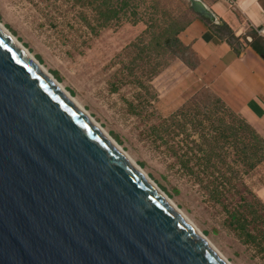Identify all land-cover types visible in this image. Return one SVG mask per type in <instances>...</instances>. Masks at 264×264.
<instances>
[{
    "label": "water",
    "instance_id": "water-1",
    "mask_svg": "<svg viewBox=\"0 0 264 264\" xmlns=\"http://www.w3.org/2000/svg\"><path fill=\"white\" fill-rule=\"evenodd\" d=\"M0 264H226L1 27Z\"/></svg>",
    "mask_w": 264,
    "mask_h": 264
},
{
    "label": "rangeland",
    "instance_id": "rangeland-1",
    "mask_svg": "<svg viewBox=\"0 0 264 264\" xmlns=\"http://www.w3.org/2000/svg\"><path fill=\"white\" fill-rule=\"evenodd\" d=\"M155 1L137 2L134 18L127 12L109 27L93 26L92 30L86 20L94 25L93 12L73 0H0V24L86 110L229 264H264V239L260 246H255L237 235L228 225L225 210L209 201L199 185L178 169L176 158L169 156L165 146L148 134L153 125L175 112L200 89L178 108L171 109L162 101L174 83L169 74L162 76V70L150 78L148 65L134 72L126 68L131 66L135 53L131 44L146 28ZM157 1L168 11L184 10L183 0ZM132 19L138 22L134 25ZM139 81L148 90L140 88ZM225 118L230 120L228 116ZM235 159V149L228 148L227 162L243 171L242 180L252 191L251 175L264 160L244 172L246 168Z\"/></svg>",
    "mask_w": 264,
    "mask_h": 264
},
{
    "label": "trees",
    "instance_id": "trees-1",
    "mask_svg": "<svg viewBox=\"0 0 264 264\" xmlns=\"http://www.w3.org/2000/svg\"><path fill=\"white\" fill-rule=\"evenodd\" d=\"M73 1L93 12L94 25L86 20L93 30L94 27H109L127 12L134 18L137 15L135 5L145 0ZM183 2L185 6L181 12L168 11L157 0L152 2L153 11L145 23L146 28L131 44L135 53L131 66L126 67L130 72L148 65L152 78L176 59L189 69H195L197 58L178 38L179 32L194 18L204 21L209 30L230 45L236 54L241 53L244 45H253L264 58V39L256 30L237 37L225 22L215 24L196 14L187 1ZM137 22V19L131 20L134 25ZM138 86L148 90L141 81ZM151 97L156 96L151 94ZM148 134L165 146L169 156L176 158L178 169L199 185L209 201L225 210L233 231L245 242L260 246L264 239V214L261 213L264 202L245 185L243 171L227 162V150L235 149V161L246 168L245 172L264 160V139L207 87L200 88L175 112L153 125Z\"/></svg>",
    "mask_w": 264,
    "mask_h": 264
},
{
    "label": "crops",
    "instance_id": "crops-1",
    "mask_svg": "<svg viewBox=\"0 0 264 264\" xmlns=\"http://www.w3.org/2000/svg\"><path fill=\"white\" fill-rule=\"evenodd\" d=\"M220 22H225L235 36L256 30L264 39V0H201ZM198 60L189 69L174 60L166 69L172 77L163 102L178 108L201 87L210 89L239 118L264 139V58L258 48L244 45L236 54L226 42L216 37L199 18H194L178 34ZM249 39V38H248ZM252 191L264 202V161L251 175Z\"/></svg>",
    "mask_w": 264,
    "mask_h": 264
},
{
    "label": "bare ground",
    "instance_id": "bare-ground-1",
    "mask_svg": "<svg viewBox=\"0 0 264 264\" xmlns=\"http://www.w3.org/2000/svg\"><path fill=\"white\" fill-rule=\"evenodd\" d=\"M0 27L38 64V66L41 68V70L44 72V74L92 121V123L104 134V136L145 176V178L150 182V184L155 188V190L161 195V197L173 208V210L189 225L192 226V228L202 237V239L207 243V245L211 248V250L220 258L222 259L226 264H229L228 261H226L221 254L208 242L207 238L203 233H201L196 227H194L190 221L182 214L180 209L176 207L172 201L169 199V197L161 191V189L141 170V168L133 162L131 159L127 157V155L124 153V151L120 148V146L105 132L102 128H100L99 125L95 123V121L92 119V117L86 112L85 109H83L81 106H79L75 101L74 98L61 87V85L58 83V81L46 70L43 69L41 64L21 45L12 35L11 33L0 24Z\"/></svg>",
    "mask_w": 264,
    "mask_h": 264
}]
</instances>
